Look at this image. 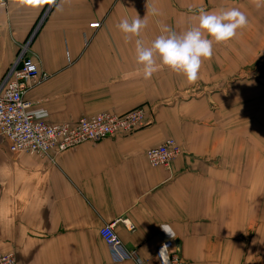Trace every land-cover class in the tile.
I'll use <instances>...</instances> for the list:
<instances>
[{
	"label": "crops",
	"instance_id": "0c3cea01",
	"mask_svg": "<svg viewBox=\"0 0 264 264\" xmlns=\"http://www.w3.org/2000/svg\"><path fill=\"white\" fill-rule=\"evenodd\" d=\"M228 8L243 11L248 24L214 44L199 75L206 66L216 75L195 83L163 66L145 80L137 37L117 28L124 18L146 17L139 38L148 45L165 25L183 33L201 9ZM28 40L27 56L48 76L25 92L38 118L72 123L144 106L145 120L130 133L45 155L12 152L0 135V253L14 254L16 264H160L158 247L173 240L186 264H264V6L8 0L0 6V84ZM167 139L180 154L169 167L151 165L146 151ZM113 222L142 263L111 258L99 230Z\"/></svg>",
	"mask_w": 264,
	"mask_h": 264
},
{
	"label": "built area",
	"instance_id": "2783aa9c",
	"mask_svg": "<svg viewBox=\"0 0 264 264\" xmlns=\"http://www.w3.org/2000/svg\"><path fill=\"white\" fill-rule=\"evenodd\" d=\"M7 1L0 0V6H5ZM99 26V22L90 24L93 28ZM29 42L21 46L17 62L10 67L0 84V135L8 141L10 151L37 155L62 152L85 142L130 133L144 123L145 112L138 108L121 115L101 112L72 123L50 124L38 118L25 98L27 88L36 83L40 75L38 66L27 56ZM180 152L176 142L167 139L149 148L146 157L153 166L169 167ZM99 232L114 261L135 258L138 263L143 262L134 251L126 248L115 231L114 222L104 225ZM156 255L160 264H186L173 240L160 245ZM0 264H16L15 255L0 253Z\"/></svg>",
	"mask_w": 264,
	"mask_h": 264
},
{
	"label": "clouds",
	"instance_id": "9594fccd",
	"mask_svg": "<svg viewBox=\"0 0 264 264\" xmlns=\"http://www.w3.org/2000/svg\"><path fill=\"white\" fill-rule=\"evenodd\" d=\"M45 2H54V0H40L39 3L19 0L21 7H39ZM250 2L256 8L264 6V0H250ZM147 12L152 15L159 14L156 8H147ZM247 24L246 14L238 8L211 12L201 9L195 27L178 34L165 25L161 29V34L148 45L139 38L142 30L147 27L146 17L140 18L137 15L131 20L124 18L118 23L117 28L126 38L137 37L136 63L142 66L145 80L151 79L163 66L176 74L183 75L189 83H195L199 79L204 60L210 59L213 55L214 44L232 41L237 37L239 30L245 28ZM161 227L172 235L168 225Z\"/></svg>",
	"mask_w": 264,
	"mask_h": 264
},
{
	"label": "rangeland",
	"instance_id": "374dc122",
	"mask_svg": "<svg viewBox=\"0 0 264 264\" xmlns=\"http://www.w3.org/2000/svg\"><path fill=\"white\" fill-rule=\"evenodd\" d=\"M207 68H204V72H203V76L202 75H199L200 77L202 76V77H206L205 76V74L207 73V72H211V76L210 77H208L209 79H212V75H216V71L218 70V68H216V67H208V66H206ZM200 71H201V69H200ZM201 73V72H200ZM199 73V74H200ZM48 78V76L47 75H39V78H38V81L35 83V85H38V84H40V83H42L44 80H46ZM200 85H196V87H199ZM209 86L210 87H212V86H218L217 84H215V83H210L209 84ZM194 88H195V86H194ZM144 106H135V107H133V108H131V109H129L128 111H130V110H132V109H135V108H138V109H142L144 112H145V109L143 108ZM128 111H126V112H128ZM102 112H105V111H102ZM107 112V111H106ZM126 112H124V113H126ZM98 113H101V112H97V113H95V114H98ZM107 113H110V112H107ZM124 113H118V114H116V113H114L115 115H121V114H124ZM95 114H92V115H95ZM111 114H113V113H111ZM92 115H85V116H82V117H86V116H92ZM81 118V117H80ZM79 118V119H80Z\"/></svg>",
	"mask_w": 264,
	"mask_h": 264
},
{
	"label": "snow or ice",
	"instance_id": "6c2138e0",
	"mask_svg": "<svg viewBox=\"0 0 264 264\" xmlns=\"http://www.w3.org/2000/svg\"><path fill=\"white\" fill-rule=\"evenodd\" d=\"M29 3H39L40 0H28Z\"/></svg>",
	"mask_w": 264,
	"mask_h": 264
}]
</instances>
